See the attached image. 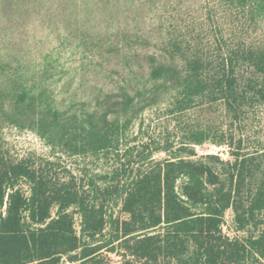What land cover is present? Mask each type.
<instances>
[{
  "label": "rangeland",
  "instance_id": "rangeland-1",
  "mask_svg": "<svg viewBox=\"0 0 264 264\" xmlns=\"http://www.w3.org/2000/svg\"><path fill=\"white\" fill-rule=\"evenodd\" d=\"M249 50L264 54V0H0V149L104 187L121 161L138 165L144 144L168 137L171 151L193 148L191 159L218 156L221 177L244 158L239 193L248 201L264 190V102L247 96L234 114L216 94L189 88L195 57L220 71L229 52ZM160 66L172 70L152 77ZM236 71L253 68L240 58ZM98 137L114 142L100 147ZM233 216L227 209L223 232L246 236ZM255 220L262 229L264 206Z\"/></svg>",
  "mask_w": 264,
  "mask_h": 264
},
{
  "label": "trees",
  "instance_id": "trees-1",
  "mask_svg": "<svg viewBox=\"0 0 264 264\" xmlns=\"http://www.w3.org/2000/svg\"><path fill=\"white\" fill-rule=\"evenodd\" d=\"M240 58L253 68L247 77L236 71ZM194 62L190 92L216 94L234 114L247 96L264 102L262 52H229L220 71L206 69L199 57ZM171 70L155 67L150 75ZM171 146L168 137L146 143L138 165L121 161L107 185L90 181L86 188L64 167L59 175V163L13 159L0 149V264H112L107 253L119 257L117 264H264V221L259 230L255 220L264 190L248 201L240 195L246 160L236 158L235 173L221 177L218 156L191 159L193 148L181 143L175 151L184 155H176ZM160 149L168 156L150 159ZM113 203L119 215L109 213ZM229 208L235 229L246 236L223 232Z\"/></svg>",
  "mask_w": 264,
  "mask_h": 264
}]
</instances>
